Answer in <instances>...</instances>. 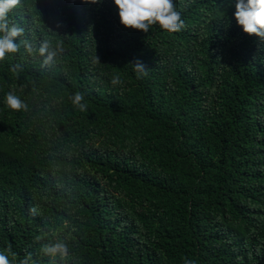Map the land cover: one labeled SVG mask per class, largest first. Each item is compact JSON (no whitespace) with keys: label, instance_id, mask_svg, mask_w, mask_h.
<instances>
[{"label":"trees","instance_id":"1","mask_svg":"<svg viewBox=\"0 0 264 264\" xmlns=\"http://www.w3.org/2000/svg\"><path fill=\"white\" fill-rule=\"evenodd\" d=\"M173 3L186 27L172 33L125 27L114 0H21L9 13L18 43L63 49L43 68L23 46L0 61L12 264L28 252L34 264H264V40L238 25L236 0ZM59 238L67 261L40 252Z\"/></svg>","mask_w":264,"mask_h":264},{"label":"clouds","instance_id":"2","mask_svg":"<svg viewBox=\"0 0 264 264\" xmlns=\"http://www.w3.org/2000/svg\"><path fill=\"white\" fill-rule=\"evenodd\" d=\"M90 3H100L102 0H85ZM21 4V0H0V61L4 60L6 54H13L20 50L21 46L29 54L39 53L44 59L41 67H48L54 62L58 52L63 49L57 45L55 48L48 40L41 42L37 48L36 45L27 39H17L24 34V28L18 24L11 23L9 13ZM114 4L118 8L120 23L127 28L142 30L148 32L150 27L155 24L166 30L167 32H179L186 27L184 20L181 18V12L176 9L173 0H114ZM236 11L234 13L238 25L242 26L243 31L249 35H256L264 40V0H236ZM96 60L100 62L96 55ZM137 78L147 75V69L140 62L132 63ZM16 65L14 71L19 69ZM111 83L122 85L124 82L119 75L112 78ZM72 104L79 111H86L87 105L83 103L84 94L81 92L74 93L71 97ZM7 106L15 111L28 110V105L13 92H8L5 96ZM32 215H40V209L33 206L29 209ZM63 228L71 230L72 225L68 221L63 222ZM42 237L37 236L36 240ZM40 252L47 257L55 260L57 257L61 261H67L71 258V252L66 238L55 239L52 242L44 243L40 247ZM9 253L14 257L11 245L8 246L7 252L0 251V264H12L9 259ZM19 264H34L33 254L28 252ZM184 264H196V261L188 258L184 259Z\"/></svg>","mask_w":264,"mask_h":264}]
</instances>
